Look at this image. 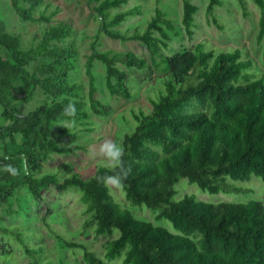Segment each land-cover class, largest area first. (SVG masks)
Returning a JSON list of instances; mask_svg holds the SVG:
<instances>
[{
	"label": "trees",
	"instance_id": "obj_1",
	"mask_svg": "<svg viewBox=\"0 0 264 264\" xmlns=\"http://www.w3.org/2000/svg\"><path fill=\"white\" fill-rule=\"evenodd\" d=\"M251 1L260 13L256 39L264 60V0ZM41 2L11 0V5L23 20L48 22L52 13L39 10L35 16ZM89 2L105 36L122 43L140 42L150 56L149 61L132 51H100L95 42L90 45L85 74L93 114L111 113V108L95 97V60L105 67L109 94L123 99L133 97L126 69L144 70L152 65L162 73L154 96L148 97V111L131 110L133 124L125 118L131 128L123 133L121 144L125 148L124 167L130 172L122 189L130 206L158 210L155 220H167L172 230L137 218L117 203L109 187L97 182L98 176L115 174L103 166L87 179L76 172L62 179L55 174L37 176L51 155L74 154L81 148L63 147L55 135L75 134L73 127L87 125L90 119L81 99L83 85L71 83L67 77L78 55L76 45H58L71 36L72 28L67 24L48 26L39 43L26 51L20 50L18 37L0 29V45L7 51L5 59L0 57V197L11 195L19 186H26L36 201L49 186L58 191L79 189L87 214L84 227L93 225L95 236L117 233L107 240L103 258L84 243L57 236L64 247L81 249L86 264H107L121 256L123 264H264V205L260 200L210 203L193 194L175 198L180 178L210 194L241 193L245 189L236 182L253 176L264 184V71L256 70L253 60L245 58L240 48L216 52L198 43L192 49L167 55L164 50L174 24L160 8H155L142 30H130L119 27L129 17L140 15V6L121 9L128 0ZM239 2L247 16L245 1ZM216 5L221 1L209 0L206 14L218 26L213 16ZM197 11L196 4L182 0L181 24L189 39L194 34ZM39 56L50 59L40 66L43 77L25 67ZM38 88L48 99L45 104L28 113L13 108L10 99L27 102ZM70 102L77 110L74 117L64 112ZM5 164L19 169V175L5 172ZM6 230L0 224V231ZM21 244L31 258L28 264L50 263L41 261L43 250ZM5 251L0 247V253Z\"/></svg>",
	"mask_w": 264,
	"mask_h": 264
},
{
	"label": "rangeland",
	"instance_id": "obj_2",
	"mask_svg": "<svg viewBox=\"0 0 264 264\" xmlns=\"http://www.w3.org/2000/svg\"><path fill=\"white\" fill-rule=\"evenodd\" d=\"M198 6L194 17V34L191 39L183 30L181 24L182 0H128L121 9L131 8L134 5L141 7V14L129 17L119 28L142 30L155 8H160L165 17L171 19L174 24V33L168 42L164 53L173 55L178 52L192 49L198 43H204L209 49L226 51L240 48L245 58H251L254 68L264 71L262 59V46L257 42L259 9L251 0H244L248 15H243L239 0H220L221 5L214 7L213 16L218 26L214 24L206 14V6L209 0H189ZM28 6V3H25ZM93 4L89 0H42L37 6L35 16L39 10L45 14H51L48 22L30 21L21 19L14 11L11 0H0V29L7 34L19 38L20 50L26 51L35 47L42 38L43 31L50 25L67 24L72 28L71 36L63 43V47L76 45L78 55L74 68L67 72L71 83L83 85L82 97L85 108L90 112L87 125L73 127L75 134H56V140L63 147L81 146L74 154H53L42 164L38 177L55 174L62 179L74 172L87 179L94 175L102 160L98 156L99 145L105 139H112L117 143L122 142L123 133L131 128L125 118L133 124L131 110L142 108L148 111L150 104L148 97L154 96V88L160 81L162 73L153 67L148 69H121L127 71V85L132 96L123 99L109 94L105 84V67L99 61H94L92 74L97 88L95 97L104 105L111 108L107 116H97L90 110L87 93L88 80L85 74V63L90 53V45L95 42L100 51H132L150 61V56L144 46L137 41L120 42L110 39L100 30V21L94 17ZM221 26V28L219 27ZM176 33V34H175ZM7 51L0 45V57L6 58ZM50 59L39 56L25 67L29 73H35L39 77L44 74L41 65L49 63ZM48 101L44 93L37 89L31 100L23 102L20 98L10 99L13 108L20 113H28L45 104ZM89 127L91 130H84ZM21 137L17 136L20 141ZM2 146L0 142V154ZM245 190L241 193L219 192L210 194L201 190L197 185L188 183L187 179L180 178L175 184L179 199L184 194H193L196 198L210 203L217 202H244L249 199L260 200L264 205V184L258 177H251L248 181L236 182ZM114 200L123 207H128L137 218L151 221L157 225L165 226L172 230L170 223L165 220H155L158 210H152L144 205L130 206L122 188L109 186ZM81 192L75 187H68L64 191H58L54 186L42 190L40 200L32 198L26 186H19L7 197H0V224L7 228L6 233L0 231V247L7 251L0 253V264H28L31 258L25 253L22 242L35 250H43L42 262L49 264H86L83 259V251L79 248H67L61 245L57 236L66 240L84 243L88 250L97 257L103 258L107 240L116 236H95L93 225L84 227L87 218L85 205L80 201ZM40 245V247H37ZM107 264H123L122 256L117 257Z\"/></svg>",
	"mask_w": 264,
	"mask_h": 264
},
{
	"label": "clouds",
	"instance_id": "obj_3",
	"mask_svg": "<svg viewBox=\"0 0 264 264\" xmlns=\"http://www.w3.org/2000/svg\"><path fill=\"white\" fill-rule=\"evenodd\" d=\"M76 107L74 103L70 102L64 109V112L69 117H74L76 114ZM125 155V148L122 144L117 143L112 139H105L98 148V156L101 158L102 166L111 172L112 175L98 176L97 182L103 184L105 187L122 188L123 180L127 177L130 169L124 167L123 157ZM119 169V172H117ZM3 170L11 176L19 175V169L12 164H5Z\"/></svg>",
	"mask_w": 264,
	"mask_h": 264
}]
</instances>
